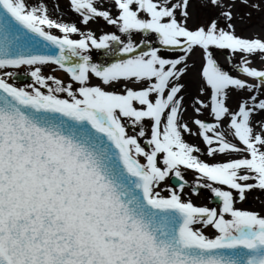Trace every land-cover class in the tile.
<instances>
[{"label": "snow or ice", "instance_id": "6c2138e0", "mask_svg": "<svg viewBox=\"0 0 264 264\" xmlns=\"http://www.w3.org/2000/svg\"><path fill=\"white\" fill-rule=\"evenodd\" d=\"M66 6L0 0V264H264V0Z\"/></svg>", "mask_w": 264, "mask_h": 264}, {"label": "rangeland", "instance_id": "374dc122", "mask_svg": "<svg viewBox=\"0 0 264 264\" xmlns=\"http://www.w3.org/2000/svg\"><path fill=\"white\" fill-rule=\"evenodd\" d=\"M58 3L60 6V10L62 12L65 13V15L63 16V19H65L66 21H72L75 20V17L68 12L67 10V6H66V0H48L49 3V9L50 12H52V3ZM93 29L96 28H100L102 27V25H92ZM264 32V29H262L261 24H260V18L258 14H254V19L252 22L251 27L244 33L245 35H250L252 33H261ZM95 53H94V58H95ZM220 62L223 63L224 62V57H220ZM57 75L59 76L60 74L57 73ZM190 142L192 143H199L198 140H196L195 138H189ZM187 179H191V177H186ZM194 202L199 204V205H208V206H215L213 204L209 203V200L207 198V196H205V193H201V195L198 198H193ZM241 207H245V208H252V209H256L259 210L261 208V203L259 200L255 199V198H250L249 202L246 204H242L240 205Z\"/></svg>", "mask_w": 264, "mask_h": 264}]
</instances>
